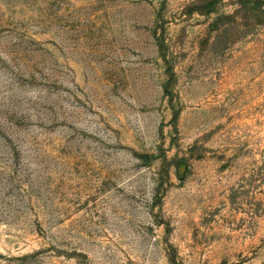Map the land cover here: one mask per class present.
Masks as SVG:
<instances>
[{
    "label": "rangeland",
    "instance_id": "rangeland-1",
    "mask_svg": "<svg viewBox=\"0 0 264 264\" xmlns=\"http://www.w3.org/2000/svg\"><path fill=\"white\" fill-rule=\"evenodd\" d=\"M196 1L0 0V264H264V20Z\"/></svg>",
    "mask_w": 264,
    "mask_h": 264
},
{
    "label": "trees",
    "instance_id": "trees-1",
    "mask_svg": "<svg viewBox=\"0 0 264 264\" xmlns=\"http://www.w3.org/2000/svg\"><path fill=\"white\" fill-rule=\"evenodd\" d=\"M211 5H214V3L216 4L218 1L221 0H209ZM236 5H237V12H243V14L245 16L248 17H252L253 21H260L259 23H261V21L264 20V0H234ZM194 5H196V10L204 13L205 9L204 7H210V4H208L207 6H205V3L203 4V0H199L196 1V3H194ZM207 12H211L212 10H210V8H207ZM251 18V19H252Z\"/></svg>",
    "mask_w": 264,
    "mask_h": 264
}]
</instances>
